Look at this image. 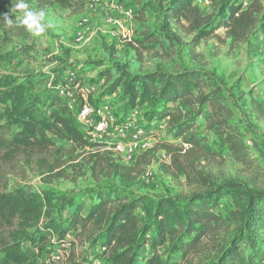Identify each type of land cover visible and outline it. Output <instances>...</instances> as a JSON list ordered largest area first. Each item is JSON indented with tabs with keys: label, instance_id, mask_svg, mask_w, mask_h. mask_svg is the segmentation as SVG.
<instances>
[{
	"label": "rangeland",
	"instance_id": "1",
	"mask_svg": "<svg viewBox=\"0 0 264 264\" xmlns=\"http://www.w3.org/2000/svg\"><path fill=\"white\" fill-rule=\"evenodd\" d=\"M251 1L237 0V3L246 7ZM17 2L0 0V7H8L21 19L24 12L15 8ZM26 2L31 10L43 12V22L47 26L41 35L27 29L29 36L0 29V116L10 125L11 131L24 130L34 144L32 147H0V192L13 190L17 185H31L35 190L48 191L52 194L47 209L49 217L67 226L73 213H84L89 208L98 191L111 189L121 194L144 196L151 202L158 199L182 202L225 182H234L254 191L264 190V32L258 27L235 44L231 43L224 27L191 44L189 41L198 30L189 33L186 23L183 28L168 15L165 19L164 12L170 0H104L92 8L86 7L84 0ZM260 2L264 6V0ZM193 3L214 20L223 0H193ZM125 8L134 12L132 19L124 16ZM105 14L114 19L115 25L104 21ZM79 28L90 37L86 45L75 41ZM185 68L210 72L222 84L236 119L241 122L249 156L256 159L258 167H247L234 161L226 147L206 131L208 111L197 117L193 130L207 138L212 151L204 149L189 167L185 165L186 173L170 164V155L163 145L167 142L173 146L182 144L184 148L186 145L181 138H173L166 119H149L148 105L137 102L128 106L124 79L126 74ZM71 72L79 75L75 80L80 81V89L88 87L90 103L100 102L103 96L108 99L118 122L132 108L139 110L136 126L146 132L149 149L141 154L138 165H135L136 160L120 162L133 167L128 176L118 172L109 174L107 170L100 171L98 166L94 168L91 155L105 148L81 149L68 138L48 129L63 100L55 97L57 90L52 85L67 82ZM75 124L84 134L77 120ZM42 133L46 139L42 138ZM109 158L114 159L113 156ZM115 160L119 162L117 157ZM68 198L75 199L69 212L65 211V205L64 208L61 206ZM218 204L223 213L232 209L231 194H223ZM136 212L147 221L148 215L143 210ZM17 222L15 220V225L4 232L0 231V236H6L11 245H19L20 251L33 263L69 264L71 259L74 264H108L98 245L80 244L72 229L63 239L50 235L51 242L41 247L40 241L34 243L31 239H21L20 235L15 237ZM40 223L32 226L30 234L41 229ZM230 233V227L220 228L204 240L206 250L212 252L229 239ZM144 236L152 237V232L148 231ZM148 250L147 245L142 248L143 253ZM157 251L163 259L167 258L164 247H158ZM8 252L0 243V264H4ZM85 256H88L86 260ZM200 256L181 264H199ZM210 256L209 251H205L201 259L205 261ZM172 260L178 261L179 255H173ZM5 263L12 264L9 260Z\"/></svg>",
	"mask_w": 264,
	"mask_h": 264
},
{
	"label": "trees",
	"instance_id": "2",
	"mask_svg": "<svg viewBox=\"0 0 264 264\" xmlns=\"http://www.w3.org/2000/svg\"><path fill=\"white\" fill-rule=\"evenodd\" d=\"M3 14H8L14 21L12 27L6 25ZM164 15L165 19L168 15L180 27L185 28L186 23L189 33L198 30L189 41L191 44L213 35L220 27L225 28L233 44L242 42L256 27L264 32V6L260 0H252L246 7L237 0H223L214 20L211 15L203 14L193 0H170ZM19 21L20 18L13 15L8 7H0V29L29 36L26 26ZM78 78L77 74L75 79ZM124 82L128 106L137 102L148 105L149 119H166L173 138H181L186 145V148L182 144L173 146L171 142L163 145L170 155V164L177 170L186 173L185 165L189 167L204 149L212 151L207 138L193 130L197 117L204 111H208L206 131L226 147L228 155L242 165L258 167L256 159L249 156L241 122L236 119L222 84L210 72L196 68L177 71L156 69L144 74H126ZM56 86L52 85L53 88ZM55 97L62 100L58 93ZM62 103L60 111L52 116L53 125L49 124L48 129L68 138L81 149L102 147L99 142H88L77 128L75 116L63 100ZM246 125L250 127V124ZM42 138L46 139L43 133ZM33 144L24 130L11 131L10 125L0 116V147H32ZM110 151L96 150L91 155L94 168L98 166L100 171L104 169L109 174L118 172L128 176L133 167L124 166L118 158L119 162H116V156ZM105 156H113L114 159ZM142 156L137 157L135 165L141 162ZM223 194H231L233 198L234 207L226 213L218 207ZM51 195L48 191L35 190L31 185H17L13 190L0 192V231L11 228L18 220L15 237L20 235L21 239H31L34 243L40 241L43 245L51 242L50 235L63 239L72 229L80 244L98 245L108 264H181L191 261L194 256H202L205 251H209L211 256L205 261L200 256L199 264H264V190L254 191L234 182H225L207 192L191 195L182 202L172 199L151 202L144 196L121 194L111 189L98 191L89 208L84 213H73L67 226L49 217L47 209ZM74 202V198H68L61 206L64 208L65 205V211L69 212ZM138 209L148 215L147 221L137 214ZM39 221L41 229L30 234L29 230ZM224 226L231 228L229 239L212 252L206 250L204 240ZM148 231L152 232V237L145 238ZM5 237L0 236L1 245L9 251L4 264L6 260L12 264H44L31 262L20 251L19 245L9 244ZM67 243L72 246L69 241ZM146 245L149 250L143 253L142 248ZM160 246L168 253L165 259L157 251ZM173 255H179V260H172ZM68 263L75 262L70 259Z\"/></svg>",
	"mask_w": 264,
	"mask_h": 264
},
{
	"label": "built area",
	"instance_id": "3",
	"mask_svg": "<svg viewBox=\"0 0 264 264\" xmlns=\"http://www.w3.org/2000/svg\"><path fill=\"white\" fill-rule=\"evenodd\" d=\"M84 1L88 8L101 2V0ZM133 15L134 12L131 9H124L126 18L132 19ZM104 21L115 25L114 19L108 14L104 15ZM75 41L80 45H86L90 37L79 28L75 33ZM75 78L76 75L73 72L69 73L67 82L57 85L56 90L81 125L87 140L103 144L102 147L111 150L120 162H134L137 157L149 149V140L145 137L146 132L136 126L139 110L132 108L123 120L118 122L108 99L103 96L100 102L90 103L87 100L88 87L83 86L84 88L80 89V81H76Z\"/></svg>",
	"mask_w": 264,
	"mask_h": 264
},
{
	"label": "clouds",
	"instance_id": "4",
	"mask_svg": "<svg viewBox=\"0 0 264 264\" xmlns=\"http://www.w3.org/2000/svg\"><path fill=\"white\" fill-rule=\"evenodd\" d=\"M15 8L22 10L24 12L23 17L20 19L19 23L26 26V28L35 35H41L46 29V24L44 21L43 12H37L29 8V4L26 0H18L15 4ZM5 18V23L7 26L12 27L14 21L9 18L8 14H3Z\"/></svg>",
	"mask_w": 264,
	"mask_h": 264
},
{
	"label": "crops",
	"instance_id": "5",
	"mask_svg": "<svg viewBox=\"0 0 264 264\" xmlns=\"http://www.w3.org/2000/svg\"><path fill=\"white\" fill-rule=\"evenodd\" d=\"M101 1H104V0H101Z\"/></svg>",
	"mask_w": 264,
	"mask_h": 264
}]
</instances>
